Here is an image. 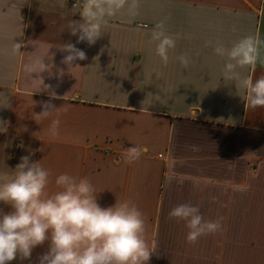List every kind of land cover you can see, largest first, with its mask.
Here are the masks:
<instances>
[{"label":"crops","instance_id":"0c3cea01","mask_svg":"<svg viewBox=\"0 0 264 264\" xmlns=\"http://www.w3.org/2000/svg\"><path fill=\"white\" fill-rule=\"evenodd\" d=\"M82 11L68 0H0V173L14 174L31 155L53 180L65 172L89 178L101 207L134 201L157 245L148 264H264V108L248 107L246 90L224 75L226 57L214 52L217 42L231 47L251 35L256 63L236 71L264 74V0H140L136 16L124 9L106 17L91 46L67 29ZM164 18L176 39L167 65L150 39ZM69 42L87 55L71 69L59 50ZM14 43L19 51L3 54ZM184 53L188 68L176 60ZM36 57L49 71L30 77L25 64ZM47 101L62 107L52 117L56 136L47 131L52 118L34 119ZM134 144L146 151L127 164ZM182 203L220 218L222 231L189 244L184 222L168 216ZM48 249L46 241L8 264H39Z\"/></svg>","mask_w":264,"mask_h":264},{"label":"clouds","instance_id":"9594fccd","mask_svg":"<svg viewBox=\"0 0 264 264\" xmlns=\"http://www.w3.org/2000/svg\"><path fill=\"white\" fill-rule=\"evenodd\" d=\"M139 7L140 0H84L82 18L70 21L67 29L71 35H78L77 43L87 42L91 46L104 34L106 17L124 9L134 17ZM166 23L167 18L161 19L150 37L155 43V54L164 65L169 63L170 51L176 48V39L166 33ZM20 45L14 43L11 49L3 50V54H16ZM59 50L66 53L61 63L69 69L74 68L75 61L87 59L86 53L71 42L62 44ZM214 52L226 57L224 75L229 81H238L246 90L248 107L264 108V74L254 80L252 75L241 78L236 71L255 65L256 39L245 36L231 47L217 42ZM44 58H30L25 72L31 77L32 73L49 71ZM176 60L184 68L190 64L187 53L177 56ZM50 96L56 98L55 92H50ZM157 100L162 103L159 96ZM41 107L42 111L35 113L37 123L58 115L62 108H55L50 101L41 102ZM59 125L60 120L52 118L47 129L49 135H58ZM144 151L146 149L134 144L125 149L124 162H137ZM53 184L56 190L49 191ZM98 193L87 177L65 172L53 180L52 171L39 161L33 162L31 155L21 157L14 174L0 173V203L11 208L7 213L0 209V264H8L18 256L21 260L30 259L33 249L46 241L49 249L38 257L39 264H148L157 245L147 238L143 212L130 199H117L113 206L101 207ZM168 216L184 222L189 244L222 231V220L205 219L199 204H177Z\"/></svg>","mask_w":264,"mask_h":264},{"label":"built area","instance_id":"2783aa9c","mask_svg":"<svg viewBox=\"0 0 264 264\" xmlns=\"http://www.w3.org/2000/svg\"><path fill=\"white\" fill-rule=\"evenodd\" d=\"M69 6L74 9L83 8L84 0H68Z\"/></svg>","mask_w":264,"mask_h":264},{"label":"rangeland","instance_id":"374dc122","mask_svg":"<svg viewBox=\"0 0 264 264\" xmlns=\"http://www.w3.org/2000/svg\"><path fill=\"white\" fill-rule=\"evenodd\" d=\"M74 9V8H73ZM80 9V8H79ZM75 10H78V9H75Z\"/></svg>","mask_w":264,"mask_h":264}]
</instances>
